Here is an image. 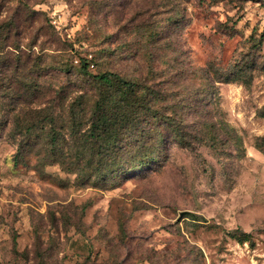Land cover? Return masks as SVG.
<instances>
[{"label": "rangeland", "instance_id": "1", "mask_svg": "<svg viewBox=\"0 0 264 264\" xmlns=\"http://www.w3.org/2000/svg\"><path fill=\"white\" fill-rule=\"evenodd\" d=\"M104 71L157 98L98 163ZM0 264H264V0H0Z\"/></svg>", "mask_w": 264, "mask_h": 264}, {"label": "trees", "instance_id": "2", "mask_svg": "<svg viewBox=\"0 0 264 264\" xmlns=\"http://www.w3.org/2000/svg\"><path fill=\"white\" fill-rule=\"evenodd\" d=\"M80 63L90 64L82 59ZM94 81L101 87L102 96L95 103V112L93 120L87 131L84 132L85 142L90 145L96 153L100 155L98 163L104 159H109V153L115 148L117 139L129 129L132 124H138L142 117H146L151 111L150 103L157 96L133 80H127L113 72L104 71L93 75ZM54 140V136L52 138ZM79 156L83 155L84 150H79ZM156 156L152 155L149 161L154 160ZM141 162L135 170L148 163ZM230 233L237 242L243 243L247 240V233Z\"/></svg>", "mask_w": 264, "mask_h": 264}]
</instances>
